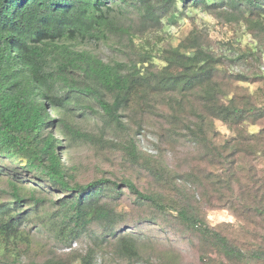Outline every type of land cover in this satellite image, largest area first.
Returning <instances> with one entry per match:
<instances>
[{"label":"trees","instance_id":"obj_1","mask_svg":"<svg viewBox=\"0 0 264 264\" xmlns=\"http://www.w3.org/2000/svg\"><path fill=\"white\" fill-rule=\"evenodd\" d=\"M191 8L241 21L249 31L264 35V0H0V179L7 185L6 190L0 188V197H11L0 199V263L11 255L10 263L20 264L18 247L29 243L24 226L51 200L35 190L61 195L51 201L58 217L51 219L64 245L93 234L92 245L76 262L50 264H95L96 248L105 242H112L116 256L141 260L140 238L123 230L125 217L112 204L126 189L135 204L161 215L146 221L160 223L162 231L178 229L194 239L193 244L197 239L202 246H212L234 264H264V233L254 244L240 243L230 232L211 226L194 203L197 192L208 205L226 207L245 219L246 228L264 231V126L248 130L264 119V101H253L250 94L238 98L226 87L264 80V46L236 58L259 61L261 72L251 79L226 71L196 34L175 46L141 43L136 60L126 61L104 62L73 46L102 41L111 32L129 34L131 25L119 21L124 16H133L142 28L158 30L175 25ZM151 99L152 113L166 111L160 115L171 132L184 131V138L199 145L197 160L209 162L212 172L200 176L195 167L177 173L143 156L137 136L141 126L133 133L123 119L129 111L153 107ZM73 110L80 115L96 112L99 134L71 124L66 116ZM184 110L186 116L179 117ZM213 119L233 134L215 142ZM108 130L124 132L126 138L110 142L105 138ZM62 134L119 146L161 189L141 190L131 178L78 183L63 162ZM165 218L175 224H164Z\"/></svg>","mask_w":264,"mask_h":264},{"label":"rangeland","instance_id":"obj_2","mask_svg":"<svg viewBox=\"0 0 264 264\" xmlns=\"http://www.w3.org/2000/svg\"><path fill=\"white\" fill-rule=\"evenodd\" d=\"M122 18L119 21L131 25L129 34L111 32L102 41L86 40L74 43V48L89 51L104 62L126 61L129 58L136 60V52L141 43L149 42L151 46H154L157 42L158 45L164 47L175 46L187 35L196 34L199 35L204 47L221 59L222 67L226 71L229 70L233 75L244 73L250 79L261 72L259 61L253 56L236 60L240 53L248 54L250 49L256 50V48L259 51L264 46V35L260 36L257 35L258 33L249 31L245 23L241 21H229L225 17L195 8L188 9L175 25H168L158 30L142 28L131 15ZM130 36L132 43L129 41ZM156 60L159 62V59ZM226 87H230L231 94H239L238 98L241 95L250 94L253 101H264V80L262 79L257 78L240 83L231 82L226 84ZM89 103L92 108H97L94 103ZM162 104L159 103L156 106ZM151 105L153 107L143 112L138 109L129 111L126 113V118L123 119L133 133L138 129V126H141V132L137 136L139 148L144 153L143 156L151 158L155 163H163L177 173H187L195 167L194 173H198L200 176L201 173L212 172L213 169L209 162L197 160L199 145L184 138L182 136L184 131L174 129V132H171L172 126L168 125L160 115L166 111L159 112L155 109V113H152L154 110L152 99L149 102V106ZM180 115L184 118L186 111H182L178 116L180 117ZM66 119L82 131L99 134L101 121L96 112L85 111L80 115L78 110H73L69 112ZM213 120L217 132L214 137L215 142L233 134L220 120ZM262 126H264V119L257 124L249 125L248 130L256 132ZM58 136L60 135L58 134ZM61 136L63 162L78 183H86L99 177H106L118 182L124 178H131L141 190L161 189V186L147 175L142 165L130 162L128 157L121 152L119 146L116 147L109 142L71 139L66 134ZM105 138L110 142L115 139L122 141L126 135L124 132L108 130L105 132ZM0 188L7 189L3 178L0 179ZM35 192L51 200L46 202L45 207L39 209L38 214L31 217L30 221L25 224L24 232L29 237V243L19 245V263L50 264L49 260H59L64 263L76 262L92 245L91 236L93 234L81 235L78 239L71 241L70 245H64L55 236L52 228L54 221L51 219L57 210V205L51 201L57 200L61 195L37 190ZM121 192L118 197L112 200V204L121 210L125 217L126 223L121 226L123 230L134 232L140 238L142 259L135 261L116 256L113 253L112 242H105L96 248L95 264H234L228 262L212 246H202L197 239L193 244L194 239L191 241L188 234H182L178 229L162 231L160 223H148L146 220L149 218L161 215L156 214L153 209L147 206L135 204L134 198L126 189H122ZM187 192L190 193V190ZM0 199L6 201L11 200V197L8 194H3ZM194 203L211 226L221 227L225 233L230 232V235L235 240L238 239L240 243L254 244L255 241H260L264 231L257 229L255 232L252 228H246V220L236 218L226 207L208 205L197 192ZM53 218L58 219L56 216ZM172 220V218H165L163 222L166 225H174ZM96 228V225L91 227L94 230H97ZM250 230H253L254 233H251ZM11 260V255H5L0 264H11Z\"/></svg>","mask_w":264,"mask_h":264}]
</instances>
